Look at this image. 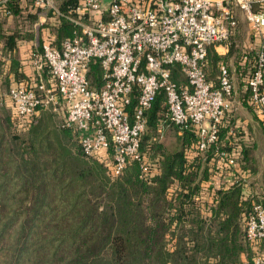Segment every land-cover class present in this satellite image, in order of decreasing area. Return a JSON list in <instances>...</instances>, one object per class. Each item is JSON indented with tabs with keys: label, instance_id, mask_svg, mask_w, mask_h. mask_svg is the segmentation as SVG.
Masks as SVG:
<instances>
[{
	"label": "trees",
	"instance_id": "trees-1",
	"mask_svg": "<svg viewBox=\"0 0 264 264\" xmlns=\"http://www.w3.org/2000/svg\"><path fill=\"white\" fill-rule=\"evenodd\" d=\"M78 2L66 0L60 8L67 12ZM260 7L257 1L255 10ZM57 18L59 43L75 26ZM35 19L13 1L0 9L1 49L14 71V50L33 37ZM223 63L227 58L210 49L204 69L214 87ZM91 65L89 75L99 80V63ZM8 84L2 78L0 264H247L263 251V243L249 240L247 219L254 202L264 203V168L242 126H234L232 140L226 135L237 122L233 113L218 141L201 151L195 130L169 120L160 92L147 113L140 158L114 176L106 162L84 152L80 132L65 118L61 125L41 120L20 129L16 114H6L1 104ZM219 150L237 156L236 165L227 168Z\"/></svg>",
	"mask_w": 264,
	"mask_h": 264
},
{
	"label": "built area",
	"instance_id": "built-area-1",
	"mask_svg": "<svg viewBox=\"0 0 264 264\" xmlns=\"http://www.w3.org/2000/svg\"><path fill=\"white\" fill-rule=\"evenodd\" d=\"M8 2L0 0V9ZM102 2L79 0L64 12L57 0H30L32 10L67 18L75 29L59 43L43 36L31 52L36 68L47 66V82L30 78L11 85L9 97L21 123L30 125L43 109L64 108L66 124L80 132L84 152L118 176L129 159L140 158L147 113L163 92L169 120L195 130L199 149L206 150L233 112L234 83L223 63L214 87L205 60L211 47L231 40L238 27L236 6L263 40L256 54L244 51L243 59L252 64L246 81L249 102L264 116V0H109L105 8ZM94 63H99V80L89 75ZM219 156L227 168L238 162L228 150H219ZM247 235L252 243H263V251L247 264H264L262 202L253 204Z\"/></svg>",
	"mask_w": 264,
	"mask_h": 264
},
{
	"label": "crops",
	"instance_id": "crops-1",
	"mask_svg": "<svg viewBox=\"0 0 264 264\" xmlns=\"http://www.w3.org/2000/svg\"><path fill=\"white\" fill-rule=\"evenodd\" d=\"M9 1L15 2L21 14L35 16L36 19L34 23H39V21L46 23L47 21L49 22V20H52L56 21L54 22L55 25L59 24L57 16H54L51 11L41 13L32 10L30 7V0ZM65 1L66 0H57V4L60 6ZM235 14L238 19V27L231 40L227 44H217L211 47V49L215 50L218 54L223 55L228 60V66L231 70L234 83V95L231 97L232 105L235 109L234 111H236L238 107L240 108L241 104L247 106L249 110H251L250 112L253 114V117L255 116L254 118L257 119V121H255L256 126L260 125L261 128H264V116L250 104L249 93L246 89V81L247 77L249 76L250 69L252 68V64L251 62L245 61L243 59L244 51H250L253 54H256L257 50L263 45V40L253 34L245 13L237 6L235 7ZM11 18L12 17L9 18V21H11ZM44 27L46 28V26ZM31 31L33 32L37 30L35 28L33 29L32 27ZM46 31H48V34L53 35L54 38H56L54 28L51 29L47 27ZM37 34L35 35V38L19 41L18 47L14 50V53L18 54L17 59H19L17 70L14 71L11 69L12 61L8 55L7 57L6 55L3 57L0 56V82L2 81V78H8V80H10V82L12 81V84H14L15 82L20 83L29 80L30 78L42 77V74L45 71L36 68L30 59L31 52L33 49H35L36 42H34V40H37ZM2 47L3 40L1 39L0 35V52L3 54L1 49ZM236 47H238V51L240 52L239 56L241 55L240 58L238 57L239 60H234L235 54H232ZM246 175L247 177H250L252 174L246 173ZM257 177L259 178V175H256L254 178L258 179Z\"/></svg>",
	"mask_w": 264,
	"mask_h": 264
},
{
	"label": "rangeland",
	"instance_id": "rangeland-1",
	"mask_svg": "<svg viewBox=\"0 0 264 264\" xmlns=\"http://www.w3.org/2000/svg\"><path fill=\"white\" fill-rule=\"evenodd\" d=\"M107 5H108V0H103V2H102L103 8L107 7ZM54 22H56V21L49 20V22L47 21L46 23H42V21H39V23H34V22L32 23L31 27H33V29L35 28L38 31V34H37V31L32 32V35H33L32 38H35V35L37 34V40H34V42H36V44H38V42L40 44V41L42 40L43 36L45 38L48 37V31H46V28L47 27L51 28V29L55 28L56 25L54 24ZM44 26H46V28ZM51 36H53V35H51ZM36 44H35V46H36ZM232 54H235L234 60H239L238 57L240 58L241 55L239 56L240 52L238 51V47H236L234 49ZM5 55H6V53L3 52V54H2V52H0V56L3 57ZM6 57H7V55H6ZM43 70L44 69H42V71ZM178 77L179 78H177V79L180 82L184 83L186 81L184 76L179 75ZM41 79L44 82H47L48 74L46 73V75H45V72H44L42 74ZM41 79H39L38 82H41L42 81ZM11 85H13L12 81L10 82V80H9V84L7 86L8 90L3 91L4 93H3L2 98H1V104L3 105L4 110H5L6 114H8V115H11L13 112L15 113L12 102H11L9 94H8ZM234 110L235 109L233 107V112H232L233 116H234L233 118H234L235 122L237 121L238 123H240V126H242V130H245V135H247L246 136L247 142L250 145L255 146V148L253 147L254 148V155H255L257 163H259L260 170H262L264 168V153H263L264 152V128L263 127L261 128L260 125L256 126L255 121H257V119L254 118L255 116L253 117V114L250 112L251 110H249V108L247 106H244L243 104H241L240 108L238 107L236 109V111H234ZM65 117H66V111L64 110V108L60 109L57 112L51 111L50 109H46V110H42L30 125L21 123L18 127L20 129H27L28 127H30L33 124H38L41 120H46L47 123L49 125H52V126L61 125V122L64 120ZM232 126H234V124L229 126L228 128L225 127L226 129H228V131L226 130L227 131L226 135H228L229 129ZM241 163H242V160H241ZM244 169H245V166L243 164L242 168L239 170H241V173H243ZM258 175L259 174H257V176ZM259 177H260V175H259ZM247 178L250 180V178H252V175L250 177H247ZM255 199L256 198H254V200ZM255 201H257V200H255ZM261 201H264V199Z\"/></svg>",
	"mask_w": 264,
	"mask_h": 264
}]
</instances>
